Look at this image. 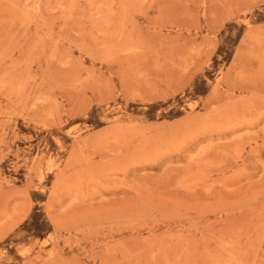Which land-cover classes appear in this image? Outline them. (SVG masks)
<instances>
[{
    "label": "rangeland",
    "instance_id": "rangeland-1",
    "mask_svg": "<svg viewBox=\"0 0 264 264\" xmlns=\"http://www.w3.org/2000/svg\"><path fill=\"white\" fill-rule=\"evenodd\" d=\"M0 264H264V0H0Z\"/></svg>",
    "mask_w": 264,
    "mask_h": 264
}]
</instances>
